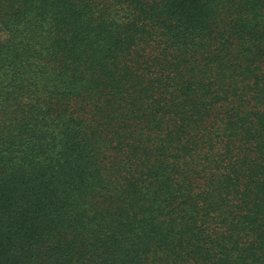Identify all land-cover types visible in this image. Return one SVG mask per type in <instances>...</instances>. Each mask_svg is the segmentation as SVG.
<instances>
[{
    "label": "trees",
    "instance_id": "1",
    "mask_svg": "<svg viewBox=\"0 0 264 264\" xmlns=\"http://www.w3.org/2000/svg\"><path fill=\"white\" fill-rule=\"evenodd\" d=\"M0 264H264V0H0Z\"/></svg>",
    "mask_w": 264,
    "mask_h": 264
}]
</instances>
